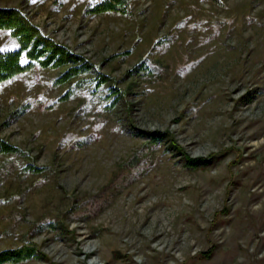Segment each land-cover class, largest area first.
Masks as SVG:
<instances>
[{
  "label": "rangeland",
  "instance_id": "obj_1",
  "mask_svg": "<svg viewBox=\"0 0 264 264\" xmlns=\"http://www.w3.org/2000/svg\"><path fill=\"white\" fill-rule=\"evenodd\" d=\"M92 1L0 0L87 57L88 76L108 75L101 90L34 67L0 87V135L50 167L0 156V250L67 211L68 230L29 238L43 257L17 264H264V0L87 14ZM16 45L0 30V48ZM140 60L152 72L129 74ZM140 130L171 138L153 146ZM142 154L147 171L121 182ZM186 155L213 159L194 168Z\"/></svg>",
  "mask_w": 264,
  "mask_h": 264
},
{
  "label": "trees",
  "instance_id": "obj_2",
  "mask_svg": "<svg viewBox=\"0 0 264 264\" xmlns=\"http://www.w3.org/2000/svg\"><path fill=\"white\" fill-rule=\"evenodd\" d=\"M211 1L217 2L218 0ZM128 11V0H94L89 2L84 9V12L87 14L106 12L126 14ZM0 30L8 31V34L14 37L17 42L15 47L0 48V87L6 81L13 79L19 74L28 72L34 67L55 68L59 66H65L61 73L54 78V82L56 84L70 81L76 77V80L81 78L84 79V84L93 83L95 89L100 85L102 90L103 83H105L108 79V75L104 73H98V75L92 77L88 76L89 74L94 73V64L84 55L74 51L66 43L58 41L53 36L47 34L41 25L34 22L32 18L18 6L0 5ZM148 66L149 65L146 64L145 60H140L137 65L128 70V72L129 74L143 76L152 72ZM73 92L74 91L71 92V90H67L61 96V99L62 97L68 96L69 94L71 95ZM104 97L109 98V102L115 100V96L109 88L107 89V94L104 95L103 98ZM25 109V106L17 108V110L11 114V117H18L19 114H21V112ZM140 131L141 133L146 134L144 136L148 138V144L150 143L153 146L156 144L158 145L164 139V137L168 136V138H171V135H168L166 131ZM171 144L173 147L181 149V147H179L173 139H171ZM0 156L3 159H7L6 163H16L15 161L18 159V168L23 172L37 173L44 170H50L49 166H39L33 161L28 160L31 155L27 151L23 150L20 146L11 143L1 135ZM21 158L24 159V161ZM147 159L148 157L146 155L142 154V156L139 157L135 155L131 157L127 164H123V169L128 171L131 169L135 170L130 171L128 174L127 172H123L121 175L123 180L121 182L124 181V183H126L130 174V177H132L133 175L137 176L140 173H145L148 169L146 162ZM185 159L189 167L195 168L206 166V164L211 163L213 158H192L186 155ZM125 175H127V178H125ZM66 212L67 211H64L63 214L52 218L48 217L37 220L32 225L31 231L25 235L24 242L16 247H8L0 250V264H17L22 261L43 257V252L39 251L35 244L29 242V238L45 230H53L58 235L62 234L63 231L68 230V226L62 222L66 216ZM88 215L89 214H86L84 217H88Z\"/></svg>",
  "mask_w": 264,
  "mask_h": 264
},
{
  "label": "bare ground",
  "instance_id": "obj_3",
  "mask_svg": "<svg viewBox=\"0 0 264 264\" xmlns=\"http://www.w3.org/2000/svg\"><path fill=\"white\" fill-rule=\"evenodd\" d=\"M114 251H117L116 249H114ZM87 254H89V253H87ZM66 261V260H65Z\"/></svg>",
  "mask_w": 264,
  "mask_h": 264
}]
</instances>
